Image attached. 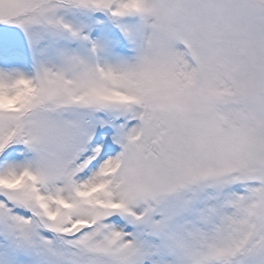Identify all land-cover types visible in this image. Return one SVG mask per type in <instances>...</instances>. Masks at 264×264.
I'll use <instances>...</instances> for the list:
<instances>
[{
    "label": "snow or ice",
    "instance_id": "obj_1",
    "mask_svg": "<svg viewBox=\"0 0 264 264\" xmlns=\"http://www.w3.org/2000/svg\"><path fill=\"white\" fill-rule=\"evenodd\" d=\"M0 264H264V0H0Z\"/></svg>",
    "mask_w": 264,
    "mask_h": 264
}]
</instances>
